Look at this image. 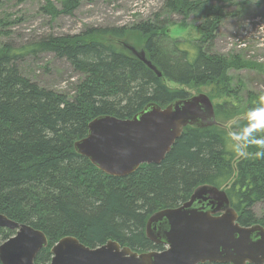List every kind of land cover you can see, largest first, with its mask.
<instances>
[{
    "label": "trees",
    "instance_id": "16d2710c",
    "mask_svg": "<svg viewBox=\"0 0 264 264\" xmlns=\"http://www.w3.org/2000/svg\"><path fill=\"white\" fill-rule=\"evenodd\" d=\"M44 3L54 16L72 15L79 6L78 0ZM196 13L199 38L165 36L166 27H184ZM171 14L181 15L179 23L169 18ZM225 16L220 6L207 0H163L158 12L129 27L90 26L77 35L49 34L16 48L0 43V214L45 234L47 247L33 264H48L50 248L63 236L90 247L114 240L138 252L161 249L145 236L148 217L184 202L200 185L221 187L234 174L226 194L239 224L262 220L258 224L264 226V215L256 218L252 210L264 202V159L237 158L225 143L227 123L259 97L248 92L242 98V89L232 87L228 70L243 67L238 56L229 60L211 51ZM5 24L0 20V26ZM136 36L141 43H134ZM118 41L142 47L161 75ZM42 53L65 60L79 75L72 95L22 75L18 62ZM167 81L213 84L218 124L186 126L159 164H143L124 177L103 173L74 150V142L86 136L89 121L97 116L131 118L148 103L164 107L190 96ZM13 233L0 228V242Z\"/></svg>",
    "mask_w": 264,
    "mask_h": 264
},
{
    "label": "water",
    "instance_id": "95a60500",
    "mask_svg": "<svg viewBox=\"0 0 264 264\" xmlns=\"http://www.w3.org/2000/svg\"><path fill=\"white\" fill-rule=\"evenodd\" d=\"M118 43L161 75L142 47ZM216 124L212 100L196 92L164 107L148 103L131 118L97 116L73 147L103 173L124 177L143 164H159L186 126ZM234 177L221 187L200 185L184 202L152 213L145 222V236L161 249L138 252L114 240L90 247L63 236L50 248L48 264H264V226L239 224L226 194ZM0 228L14 232L0 242L2 264H33L37 253L47 247L41 230L3 214Z\"/></svg>",
    "mask_w": 264,
    "mask_h": 264
},
{
    "label": "rangeland",
    "instance_id": "374dc122",
    "mask_svg": "<svg viewBox=\"0 0 264 264\" xmlns=\"http://www.w3.org/2000/svg\"><path fill=\"white\" fill-rule=\"evenodd\" d=\"M78 1L79 6L72 15L54 16L50 14L44 0H0V20L6 22L4 27L0 26V43L6 42L16 48L49 34L77 35L90 26L129 27L158 12L163 0ZM207 1L220 6L226 12L211 51L229 60L238 56L243 64L240 69L228 70L232 87L242 89V98L248 92L264 95V0ZM54 4L58 8L59 5L55 2ZM164 17L167 15L162 14L161 18ZM169 18L179 23L181 15L171 14ZM199 21V14H191L186 20V26L171 25L164 29V34L169 38L197 39L200 37L197 28ZM135 38V44L142 42L139 36ZM18 67L22 75L36 81L39 86L67 96L72 95L74 84L79 78L65 60L55 58L51 53L27 55L18 62ZM166 84L184 89L190 96L201 92L208 94L213 103L218 100L213 84L181 86L169 81ZM252 210L256 218L263 217L264 202L256 203Z\"/></svg>",
    "mask_w": 264,
    "mask_h": 264
},
{
    "label": "clouds",
    "instance_id": "9594fccd",
    "mask_svg": "<svg viewBox=\"0 0 264 264\" xmlns=\"http://www.w3.org/2000/svg\"><path fill=\"white\" fill-rule=\"evenodd\" d=\"M227 149L237 158L247 159L254 155L264 159V95H260L242 115L231 119L226 125ZM256 149L250 153L249 149Z\"/></svg>",
    "mask_w": 264,
    "mask_h": 264
},
{
    "label": "bare ground",
    "instance_id": "6f19581e",
    "mask_svg": "<svg viewBox=\"0 0 264 264\" xmlns=\"http://www.w3.org/2000/svg\"><path fill=\"white\" fill-rule=\"evenodd\" d=\"M123 27V26H122ZM246 62V61H245ZM248 62V61H247ZM257 64V63H256ZM261 65V64H260ZM258 68V67H257ZM262 69V68H261Z\"/></svg>",
    "mask_w": 264,
    "mask_h": 264
}]
</instances>
